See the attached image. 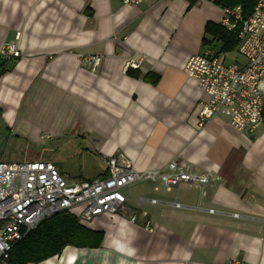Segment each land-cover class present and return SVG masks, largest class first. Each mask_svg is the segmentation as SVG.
<instances>
[{
    "label": "crops",
    "instance_id": "0c3cea01",
    "mask_svg": "<svg viewBox=\"0 0 264 264\" xmlns=\"http://www.w3.org/2000/svg\"><path fill=\"white\" fill-rule=\"evenodd\" d=\"M221 18L210 0H0V49L15 41L21 53L0 75L9 133L26 125L32 140L78 137L100 159L123 153L139 172L177 161L210 177L202 187H127L118 216L84 225L104 232L100 248L68 246L40 264H264V128L237 131L225 116L201 126L207 96L184 72L190 57L221 43L205 33ZM80 55L102 63L92 70ZM130 61L140 78L127 74ZM100 162L83 181L107 174Z\"/></svg>",
    "mask_w": 264,
    "mask_h": 264
},
{
    "label": "built area",
    "instance_id": "2783aa9c",
    "mask_svg": "<svg viewBox=\"0 0 264 264\" xmlns=\"http://www.w3.org/2000/svg\"><path fill=\"white\" fill-rule=\"evenodd\" d=\"M144 1L122 0L124 5ZM220 23L229 31L241 27L237 48L240 60L227 63L220 53L208 52L186 62L185 74L207 96L201 104L199 124L204 126L215 117L225 116L235 130L253 132L264 128V0H258L248 19L242 18L240 6L223 9ZM20 56L15 41L0 49L2 59ZM80 57L92 70L102 63L98 55ZM138 68L139 63L130 61L126 70ZM101 159L107 174L77 184H69L52 161H0V264L8 263L13 247L56 214L67 212L88 225L101 216H118L126 203L123 191L127 187L152 182L171 190L184 183L202 187L210 181L208 174L192 173L177 161L159 170L139 172L123 153L103 154ZM174 205L180 207L176 202ZM146 229L153 231L149 223ZM225 264L251 263L233 260Z\"/></svg>",
    "mask_w": 264,
    "mask_h": 264
},
{
    "label": "trees",
    "instance_id": "16d2710c",
    "mask_svg": "<svg viewBox=\"0 0 264 264\" xmlns=\"http://www.w3.org/2000/svg\"><path fill=\"white\" fill-rule=\"evenodd\" d=\"M190 7L196 1L189 0ZM216 6L223 9H235L240 6L242 18L248 19L258 0H210ZM241 27L229 31L221 25L208 22L205 33L212 36L214 41L222 43L220 52L232 53L239 45L238 34ZM204 42H207L204 40ZM0 75L5 71L6 59L0 57ZM128 75L140 78L137 70H128ZM145 81L156 85L159 76L148 74ZM104 240V232L93 231L82 225L79 220L67 213H59L42 222L39 227L31 232L24 240L15 245L11 251L8 264H40L50 258L59 256L68 246L76 248H100Z\"/></svg>",
    "mask_w": 264,
    "mask_h": 264
},
{
    "label": "rangeland",
    "instance_id": "374dc122",
    "mask_svg": "<svg viewBox=\"0 0 264 264\" xmlns=\"http://www.w3.org/2000/svg\"><path fill=\"white\" fill-rule=\"evenodd\" d=\"M220 46L221 43H215V47L209 51H218ZM220 56L224 57L227 63L239 60L237 52H221ZM22 127L24 134L18 131V127H13V132L9 133L0 119V161L51 160L57 164L56 166L69 184L80 183L83 181L82 177L96 175L101 170L103 165L100 157L93 149H85L86 143L81 138L74 136L55 138L48 133H38V139L32 140L31 137H34L36 133L29 126Z\"/></svg>",
    "mask_w": 264,
    "mask_h": 264
},
{
    "label": "bare ground",
    "instance_id": "6f19581e",
    "mask_svg": "<svg viewBox=\"0 0 264 264\" xmlns=\"http://www.w3.org/2000/svg\"><path fill=\"white\" fill-rule=\"evenodd\" d=\"M64 260V259H63Z\"/></svg>",
    "mask_w": 264,
    "mask_h": 264
}]
</instances>
